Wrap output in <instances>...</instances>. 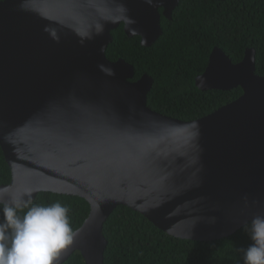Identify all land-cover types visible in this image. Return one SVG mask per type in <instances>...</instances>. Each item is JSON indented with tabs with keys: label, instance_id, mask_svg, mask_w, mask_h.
<instances>
[{
	"label": "water",
	"instance_id": "1",
	"mask_svg": "<svg viewBox=\"0 0 264 264\" xmlns=\"http://www.w3.org/2000/svg\"><path fill=\"white\" fill-rule=\"evenodd\" d=\"M180 0H0V203L41 191L90 211L60 264H105L104 224L120 205L180 239L211 241L264 216V75L256 49L234 63L215 46L202 90L242 94L194 120L148 106L154 79L107 49L123 25L152 46ZM106 69L113 74L109 75ZM87 136V140L82 138ZM130 147L133 150H130Z\"/></svg>",
	"mask_w": 264,
	"mask_h": 264
},
{
	"label": "trees",
	"instance_id": "2",
	"mask_svg": "<svg viewBox=\"0 0 264 264\" xmlns=\"http://www.w3.org/2000/svg\"><path fill=\"white\" fill-rule=\"evenodd\" d=\"M162 35L150 47L139 36L129 37L123 25L112 31L114 40L107 55L124 58L135 66L138 80L143 74L154 79L147 103L153 110L182 120L203 117L238 98L240 87L202 90L195 78L203 73L215 46L234 63L248 47L256 49V72L264 75V0H181L173 19L161 18ZM11 171L0 147V183H9ZM60 202L69 209L73 232L87 218L90 206L82 197L41 191L33 202L17 209L23 217L29 207ZM0 203V221H3ZM108 240L105 264H245L241 249L251 240V224L234 234L211 240L180 239L156 227L128 206H118L104 224ZM63 264H85L75 252Z\"/></svg>",
	"mask_w": 264,
	"mask_h": 264
},
{
	"label": "clouds",
	"instance_id": "3",
	"mask_svg": "<svg viewBox=\"0 0 264 264\" xmlns=\"http://www.w3.org/2000/svg\"><path fill=\"white\" fill-rule=\"evenodd\" d=\"M105 71L113 74L111 70ZM23 203L13 199L11 204H4L3 221H0V264H60L75 235L69 209L60 202L34 205L20 217L17 209ZM251 240L253 243L247 249H241L245 264H264V216L252 220Z\"/></svg>",
	"mask_w": 264,
	"mask_h": 264
},
{
	"label": "flooded vegetation",
	"instance_id": "4",
	"mask_svg": "<svg viewBox=\"0 0 264 264\" xmlns=\"http://www.w3.org/2000/svg\"><path fill=\"white\" fill-rule=\"evenodd\" d=\"M180 1H181V0H180ZM179 4H180V3H179ZM177 7H178V6H177ZM177 7H176V8H177ZM175 10H176V9H174L173 13L171 14V17H167V16H165V15L162 16V17L167 18L168 20H172V19H173V15H174ZM162 17H161V18H162ZM145 47H150V46H145ZM25 206H26V205H25Z\"/></svg>",
	"mask_w": 264,
	"mask_h": 264
},
{
	"label": "snow or ice",
	"instance_id": "5",
	"mask_svg": "<svg viewBox=\"0 0 264 264\" xmlns=\"http://www.w3.org/2000/svg\"><path fill=\"white\" fill-rule=\"evenodd\" d=\"M82 139H84V140H87V136H86V137H84V138H82ZM130 150H133V149L130 147Z\"/></svg>",
	"mask_w": 264,
	"mask_h": 264
}]
</instances>
